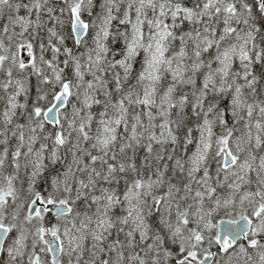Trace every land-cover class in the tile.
<instances>
[{
    "label": "snow or ice",
    "instance_id": "6c2138e0",
    "mask_svg": "<svg viewBox=\"0 0 264 264\" xmlns=\"http://www.w3.org/2000/svg\"><path fill=\"white\" fill-rule=\"evenodd\" d=\"M0 264H264V0H0Z\"/></svg>",
    "mask_w": 264,
    "mask_h": 264
}]
</instances>
